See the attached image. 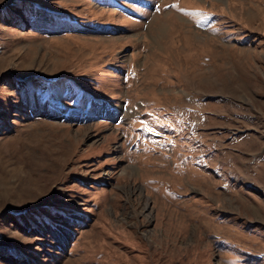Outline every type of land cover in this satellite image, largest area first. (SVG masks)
<instances>
[{"label": "rangeland", "instance_id": "obj_1", "mask_svg": "<svg viewBox=\"0 0 264 264\" xmlns=\"http://www.w3.org/2000/svg\"><path fill=\"white\" fill-rule=\"evenodd\" d=\"M0 264H264V0H0Z\"/></svg>", "mask_w": 264, "mask_h": 264}, {"label": "bare ground", "instance_id": "obj_2", "mask_svg": "<svg viewBox=\"0 0 264 264\" xmlns=\"http://www.w3.org/2000/svg\"><path fill=\"white\" fill-rule=\"evenodd\" d=\"M165 18H167V17H165ZM171 20V19H170ZM184 24V23H183ZM165 27V26H164Z\"/></svg>", "mask_w": 264, "mask_h": 264}, {"label": "snow or ice", "instance_id": "obj_3", "mask_svg": "<svg viewBox=\"0 0 264 264\" xmlns=\"http://www.w3.org/2000/svg\"><path fill=\"white\" fill-rule=\"evenodd\" d=\"M174 7V6H173Z\"/></svg>", "mask_w": 264, "mask_h": 264}]
</instances>
